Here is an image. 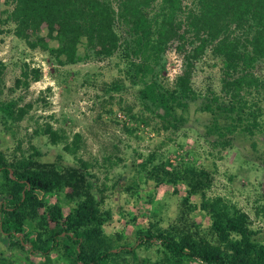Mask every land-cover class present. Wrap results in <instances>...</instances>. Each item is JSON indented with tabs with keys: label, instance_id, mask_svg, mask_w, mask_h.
<instances>
[{
	"label": "trees",
	"instance_id": "1",
	"mask_svg": "<svg viewBox=\"0 0 264 264\" xmlns=\"http://www.w3.org/2000/svg\"><path fill=\"white\" fill-rule=\"evenodd\" d=\"M184 2L190 6L184 7ZM2 25L13 24V34L36 50L47 52L60 66L75 65L90 58H110L123 48L127 60V78L140 86L138 99L143 109L163 122V128L174 131L183 127L192 103L202 100L199 110L208 113L204 138L212 147L234 148L235 135L248 138L264 136V77L253 73L259 60H264V0H6ZM155 11H151L156 7ZM12 7V8H11ZM186 9V10H185ZM186 13L187 34L192 33V50L183 53L182 73L171 87H166L158 74L165 68L164 56L172 40H183L179 16ZM117 23L128 27V39L121 42ZM46 25L50 41H31L27 32L40 31ZM10 31V29H9ZM83 46L84 52H80ZM182 46H180V49ZM210 52L221 61V93L208 90L201 94L193 87L196 63ZM5 65L0 62V76ZM39 81L40 69L23 66L16 89L28 87L31 79ZM106 92H125L123 81L106 85ZM18 101L0 102L6 121H18L27 113L16 110ZM132 121L147 124L144 118ZM6 121L4 123H6ZM135 129H131L134 131ZM127 131L129 129L127 128ZM35 135H47L52 145L66 138L50 125L37 129ZM81 136L76 134L64 151L76 155ZM254 152L261 148L264 164V142L253 141ZM225 149V150H226ZM9 160L0 151V230L12 244L28 247L30 256L52 262V253L61 252L69 264H264V227H254L251 216L222 196H212L214 176L205 166L159 158L149 154L141 163L140 182L152 181L161 186L184 189L182 206L176 221L167 227L157 213L149 222L132 223L137 231L132 245L116 246L104 232L113 219L111 209H104V186L95 185L97 177L82 158L73 164L43 162L35 146L28 153ZM258 154V153H256ZM179 158V157H178ZM264 168V167H262ZM66 193L71 211L64 214L61 205L51 204L50 197ZM194 197H199L193 202ZM51 204V205H50ZM200 213L208 219L203 226L192 219ZM256 216H264L259 206ZM153 218V219H151ZM141 258L140 252H152ZM149 256V255H147ZM0 264H5L0 261Z\"/></svg>",
	"mask_w": 264,
	"mask_h": 264
},
{
	"label": "rangeland",
	"instance_id": "2",
	"mask_svg": "<svg viewBox=\"0 0 264 264\" xmlns=\"http://www.w3.org/2000/svg\"><path fill=\"white\" fill-rule=\"evenodd\" d=\"M5 1L0 0V20L5 19ZM186 6L190 3L184 2ZM186 16L185 12L181 13L179 19L185 22ZM186 23L180 30L185 38L170 41L164 56L165 68L158 70L166 87H171L174 79L182 73L183 53L199 44V41L191 43L196 39L192 33L185 32ZM14 27L13 24L2 25L0 21V62L5 65L0 76V102L16 100V110L23 108L27 113L18 121H6L0 111V151L12 160L20 155L21 152H17L20 145L25 153L35 146L43 154V162L58 164L59 157H62L63 165L73 164L74 157L87 161L91 172L96 174L95 185L105 187L103 208L111 209L113 219L107 222L104 232L115 240L116 246L134 244L137 228L132 223L133 218L146 224L151 214L157 213L161 225L167 227L176 221L184 207L182 187H178L176 195V188L170 185L156 190L152 181H139L144 175L141 163L151 153H156L160 159L171 157L176 165L183 162L205 166L214 176L209 194L222 196L229 203L238 205L251 216L254 227H264V216L255 214L259 206H264V164L259 158L262 149L254 152L251 147L253 141L263 143L264 136L248 138L237 134L233 149L212 147L203 136L211 116L199 110L201 99L190 105L182 128L166 130L163 122L146 112L139 102L140 86H133L127 78L128 63L123 48L110 58L91 53L90 58L78 64L60 66L47 52L40 48L32 50L24 40L16 37ZM115 30L121 42L128 39L129 29L125 23H117ZM47 33L46 25L40 31L27 32L31 41L40 37L56 45ZM80 52H84L83 46ZM25 64L30 70L40 69L43 76L39 81H34L31 76L27 88L20 86L16 89L15 82L22 77ZM221 64L207 51L196 63L192 76L194 89L202 95L210 89L220 94ZM253 73L264 77V60L256 63ZM120 81L126 84L127 91L106 92V85ZM132 115L146 119L147 124L132 121ZM46 125L63 134L66 140L54 146L47 135H35L37 129H44ZM76 134H80L81 139L76 155L72 156L64 151V146L72 143ZM198 198L194 197L192 201H199ZM3 199L1 195L0 204ZM65 200L64 192L50 197V203L61 205L67 214L71 208ZM192 219L204 227L209 223L200 213L193 214ZM151 251L139 254L141 258L151 257L155 262L154 249ZM0 261L5 264H42L45 260L30 256L28 247L12 244L0 230ZM50 264L69 262L61 252L54 251ZM190 264L201 263L194 261Z\"/></svg>",
	"mask_w": 264,
	"mask_h": 264
}]
</instances>
